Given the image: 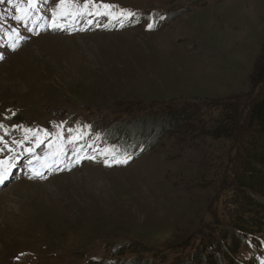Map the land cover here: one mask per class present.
Here are the masks:
<instances>
[{"label":"rangeland","instance_id":"1","mask_svg":"<svg viewBox=\"0 0 264 264\" xmlns=\"http://www.w3.org/2000/svg\"><path fill=\"white\" fill-rule=\"evenodd\" d=\"M58 3H0V137L15 149L0 153L14 164L0 185V264H205L193 259L209 252L216 264H264V191L248 192L261 208L236 233L251 243L230 257L231 238L222 239L245 206L235 190L249 172L238 160L250 146L264 153L259 127L248 121V106L264 94L255 88L264 0ZM176 100L241 101L236 148L210 135L190 145L180 140L185 127L116 163L109 148L84 137L86 121L114 123L116 111ZM25 137L33 157L12 143ZM213 209L225 218L206 236Z\"/></svg>","mask_w":264,"mask_h":264},{"label":"trees","instance_id":"2","mask_svg":"<svg viewBox=\"0 0 264 264\" xmlns=\"http://www.w3.org/2000/svg\"><path fill=\"white\" fill-rule=\"evenodd\" d=\"M260 64L262 66L255 79L256 81L258 80L255 88L263 90L264 48L261 53ZM182 102L186 104H181ZM240 103L241 101L239 100H233L234 105L227 107L223 102L212 103L210 101L196 100L194 102L183 100L153 102L148 105H137V107H134L133 114L131 109L116 111L118 119L114 123H108L107 119H103L97 123L87 121L85 126H87V136L90 139L105 142L104 145L111 147L107 146L116 158L131 155V161L155 149L160 143V140L163 141L164 139L173 138L175 134L180 133L181 129L185 127L191 129V131L184 133L181 136L183 140H180H189L190 145L191 143H197L198 137L210 135L213 139H222L225 137L236 148L238 144L237 140L240 138L237 131L238 128L236 127L243 124L244 119L242 116L247 112V110L241 108ZM188 104L192 105L189 106ZM235 105L239 107L235 109ZM248 109L250 110L248 117L249 125L259 127L260 135L264 137V94L252 106L249 105ZM166 113H169L168 116L165 115ZM170 118L176 122L168 124ZM212 129L218 131L216 135L211 131ZM253 135L255 137L256 133H253ZM201 142L203 143V140ZM250 149L252 152L245 153L243 155L244 157L238 160L244 172L249 173L246 174L244 181L242 179L237 180L239 187L235 190L243 197V204L245 206L243 209L240 208V210L234 212L235 221L231 223L233 225L232 230L226 229L222 232L223 240L227 241L228 238H231L230 246H228L230 257L236 253L238 245L243 242L242 238L237 236L236 233L240 234L238 231H245L249 218L246 216L256 212L258 214L257 208H261L259 200L249 196L248 192L259 193L264 191V177H258V174L264 176V153H260L255 146H250ZM242 153L244 154V152ZM226 181L224 180L223 185L229 184ZM257 188H260V190L258 191ZM220 199L224 203L225 194L221 195ZM222 218L224 219L225 216L217 214L216 210L213 209L208 224L206 225L207 228L205 230L209 231L206 236L212 234L213 226L218 225ZM249 221H253V219L251 218ZM254 223L255 221H253ZM208 240L211 241V243L207 241L209 245L221 247L219 244H213L212 238ZM245 241L251 243V238L248 237ZM215 254L209 252L204 257L195 256L193 261L205 262V264H216ZM209 256L212 257L211 262L208 261Z\"/></svg>","mask_w":264,"mask_h":264},{"label":"snow or ice","instance_id":"3","mask_svg":"<svg viewBox=\"0 0 264 264\" xmlns=\"http://www.w3.org/2000/svg\"><path fill=\"white\" fill-rule=\"evenodd\" d=\"M5 0H0V3H4ZM9 3H11V0H8ZM68 2V0H59V3L57 4V8H60L62 5L66 4ZM90 3H94V0H84V8H88V5ZM104 8H111L113 6L111 5H107V4H103L102 5ZM17 11H21L19 8H17ZM89 14H91V12H89ZM121 16H124L125 14L123 12L120 13ZM128 16H132L134 15L133 13H127ZM55 16H56V11L55 9L53 10V26L54 28H59L61 27L60 25H58L55 21ZM18 20L21 19V17H16ZM89 23H91V21H88ZM152 26L149 25V28H151ZM0 127H2V125H0ZM30 131V130H29ZM25 140L27 139V137L24 138ZM42 141H38L37 146L39 145V143H41ZM13 144L17 145L18 147H23V141L22 140H14L12 142ZM0 144H2L3 146L0 147V153H3L5 151V149L7 150L8 153H14L15 149L12 148L10 145L3 143V137H0ZM25 152H31L32 149L31 148H24L23 149ZM13 160V156L9 155L6 159H0V185H3L6 183L8 176L11 175L10 169L12 167H14V164L12 163ZM116 163H127V159H123V160H115ZM105 164L108 166H111L110 162L106 159L105 160ZM35 175H41L40 173H35Z\"/></svg>","mask_w":264,"mask_h":264},{"label":"bare ground","instance_id":"4","mask_svg":"<svg viewBox=\"0 0 264 264\" xmlns=\"http://www.w3.org/2000/svg\"><path fill=\"white\" fill-rule=\"evenodd\" d=\"M6 2H7V1L5 0L4 3H6ZM4 3H3V4H4ZM65 21H66V24L71 23V22L73 21V18H72L71 16H69V17H64V18H60V19H58V23H61V22H64V23H65ZM11 30L14 31V32H18V31H17V28H11V29L9 30V32H8V30H5V31H7L8 33H10ZM19 36H21V34H20ZM86 122H87V121H86ZM86 122H85V124H86ZM85 124H81V127L83 126V134H84L85 139H86L87 141H92V142H95V143H97V144H105V142H103V141H97V140L90 139V138L87 136V126H85ZM32 130H33V129H32ZM36 134H39V133L36 132ZM17 140H22V141H23V147H17L16 151H18V150H19V151H23L24 148H29L30 145H31V141L28 140V139L25 140V139H21V138H19V139H17ZM105 147H107V146L105 145ZM107 148H108V147H107ZM29 155H30L31 157H33V156L35 155V153L31 151V152H29ZM110 155H111V157L114 158L113 160H116V159H122V158L128 157V156H125V157H122V158H116L115 155L112 153L111 149H110ZM4 215H5V214H4Z\"/></svg>","mask_w":264,"mask_h":264}]
</instances>
